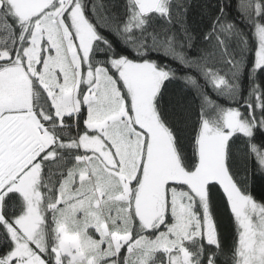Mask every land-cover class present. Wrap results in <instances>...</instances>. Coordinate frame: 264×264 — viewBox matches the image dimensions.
I'll use <instances>...</instances> for the list:
<instances>
[{
  "label": "snow or ice",
  "instance_id": "obj_1",
  "mask_svg": "<svg viewBox=\"0 0 264 264\" xmlns=\"http://www.w3.org/2000/svg\"><path fill=\"white\" fill-rule=\"evenodd\" d=\"M190 6L0 0V264H264V203L230 164L243 140L264 175L251 141L264 131V0L238 5L250 35L223 3L204 6L197 30ZM170 84L185 117L175 126L160 106ZM188 87L200 99L194 124ZM213 190L230 213L229 245Z\"/></svg>",
  "mask_w": 264,
  "mask_h": 264
},
{
  "label": "trees",
  "instance_id": "obj_2",
  "mask_svg": "<svg viewBox=\"0 0 264 264\" xmlns=\"http://www.w3.org/2000/svg\"><path fill=\"white\" fill-rule=\"evenodd\" d=\"M101 2V0H98ZM223 3L225 5V14L239 26L245 33L251 34V27L245 23L242 19L241 11L238 9V5L241 3V0H191L190 10L187 16V23L196 28L197 30H207L208 23L206 20H202L201 12L204 9V6L207 5L210 10L213 12L216 10L219 4ZM100 31L104 33V29L101 28ZM108 35L110 39L114 40L117 44L119 41L116 40V37L112 36L111 33H104ZM208 42H202V46L207 47ZM122 47V45H121ZM236 44L232 42L229 44V50H235ZM129 51V50H126ZM190 55H196L194 50H189ZM239 54L238 52L236 53ZM251 53L246 54V59L250 60ZM102 58V55L99 57ZM222 71H227V69L223 65H218ZM193 75H196L193 73ZM198 82L203 86L204 91L208 93L210 98L219 105L222 106H229L230 101L229 99L218 96L213 90L211 85L207 84L205 79L202 76L197 77ZM258 80L261 82L262 86H264V74H258ZM250 82L247 77L246 69L242 70L240 76V96H246L248 94ZM180 87L179 84H170L167 87V91L165 92L164 96L160 100V106L163 109L164 113L166 114L169 122L171 125L175 126L180 124L182 120L185 118L184 113L179 111L176 107H174V101L177 97L178 88ZM183 96L191 100L193 103L194 111L191 113V123H197L199 119V102L200 99L196 95V92L191 88L188 87ZM190 134V128L188 130ZM251 141L255 143L258 147L264 148V131H259L255 134ZM187 139L185 140V144L187 146ZM189 153L191 149H188ZM231 167L238 175L239 178H243L245 173L248 174V180L246 188L247 190L251 191L252 195L261 203H264V175L258 173L255 170L256 160L254 158L249 159L247 155V146L243 140H236L235 143L231 145V160H230ZM211 202L213 205V210L215 213L220 217L222 222V231L224 233L225 244L229 245L231 243V234L233 232V225L229 219L230 213L227 215L224 208L223 202V194L213 190L211 193ZM126 252V249L124 250Z\"/></svg>",
  "mask_w": 264,
  "mask_h": 264
}]
</instances>
